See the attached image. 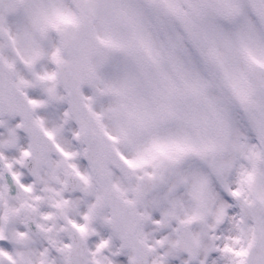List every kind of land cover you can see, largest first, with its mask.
<instances>
[{
	"label": "snow or ice",
	"instance_id": "6c2138e0",
	"mask_svg": "<svg viewBox=\"0 0 264 264\" xmlns=\"http://www.w3.org/2000/svg\"><path fill=\"white\" fill-rule=\"evenodd\" d=\"M0 264H264V0H0Z\"/></svg>",
	"mask_w": 264,
	"mask_h": 264
}]
</instances>
